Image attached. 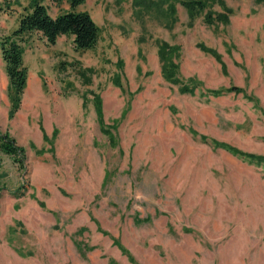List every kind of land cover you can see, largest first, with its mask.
<instances>
[{"label": "rangeland", "instance_id": "374dc122", "mask_svg": "<svg viewBox=\"0 0 264 264\" xmlns=\"http://www.w3.org/2000/svg\"><path fill=\"white\" fill-rule=\"evenodd\" d=\"M31 1L0 0V37ZM186 1L84 0L86 50L25 34L12 117L0 52V129L25 150L0 154V264H264V162L218 145L264 156V0Z\"/></svg>", "mask_w": 264, "mask_h": 264}, {"label": "trees", "instance_id": "16d2710c", "mask_svg": "<svg viewBox=\"0 0 264 264\" xmlns=\"http://www.w3.org/2000/svg\"><path fill=\"white\" fill-rule=\"evenodd\" d=\"M70 5L68 11L58 13L55 16L49 14L46 6L40 0H32L28 6L24 7L18 19L17 28L8 35L0 37V52L4 61L5 72L8 77L7 94L10 101L9 116L12 117L19 109L22 94L27 82V67L23 61V47L21 40L23 36L32 31L40 32L50 44H54L59 35H72V42L76 49L86 50L93 47L99 36V27L85 10L75 9L84 0H67ZM185 4L191 8L201 7L200 0L186 1ZM170 53L175 47L161 43L159 56L162 61V73L170 82H177L175 77V65L169 61L167 49ZM204 47V46H202ZM188 90L187 86L182 88ZM231 89V88H230ZM95 108L99 117V122L103 127V132H109V126L104 124L102 117V107L99 97L95 96ZM220 147L228 151L249 157L255 162H264V156L247 154L232 146L219 142ZM9 155L18 167H23L25 150L23 146L17 144L14 137L7 131L0 129V154Z\"/></svg>", "mask_w": 264, "mask_h": 264}, {"label": "crops", "instance_id": "0c3cea01", "mask_svg": "<svg viewBox=\"0 0 264 264\" xmlns=\"http://www.w3.org/2000/svg\"><path fill=\"white\" fill-rule=\"evenodd\" d=\"M62 36H64V34L59 35L58 38H57V40H56V42H57ZM71 36H72V35H71ZM56 42H55V43H56ZM55 43H54V44H55Z\"/></svg>", "mask_w": 264, "mask_h": 264}]
</instances>
